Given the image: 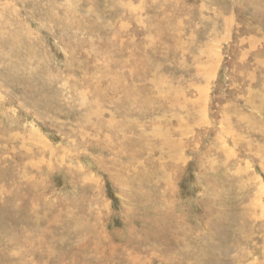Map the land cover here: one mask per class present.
Here are the masks:
<instances>
[{
  "label": "rangeland",
  "instance_id": "1",
  "mask_svg": "<svg viewBox=\"0 0 264 264\" xmlns=\"http://www.w3.org/2000/svg\"><path fill=\"white\" fill-rule=\"evenodd\" d=\"M0 264H264V0H0Z\"/></svg>",
  "mask_w": 264,
  "mask_h": 264
},
{
  "label": "bare ground",
  "instance_id": "2",
  "mask_svg": "<svg viewBox=\"0 0 264 264\" xmlns=\"http://www.w3.org/2000/svg\"><path fill=\"white\" fill-rule=\"evenodd\" d=\"M215 70V69H214ZM213 72V71H212Z\"/></svg>",
  "mask_w": 264,
  "mask_h": 264
}]
</instances>
